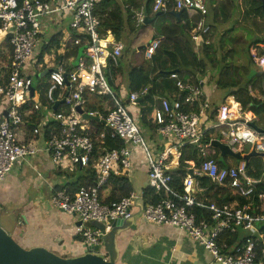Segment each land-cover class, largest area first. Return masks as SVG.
I'll return each mask as SVG.
<instances>
[{
	"label": "built area",
	"instance_id": "obj_1",
	"mask_svg": "<svg viewBox=\"0 0 264 264\" xmlns=\"http://www.w3.org/2000/svg\"><path fill=\"white\" fill-rule=\"evenodd\" d=\"M98 1L22 0L19 4L17 0H0V53L6 54L4 59L0 57V97L7 101L0 119V180L14 165H21L41 150L33 139L19 140L16 130L25 123L33 124L30 121L33 111L47 110L45 116L40 113L41 116L34 117L36 125L27 135L42 136V150L49 153L57 168L68 163L80 168L92 166L96 171L93 184L82 185L72 194L66 188L55 190L50 197L54 207L80 220L76 230L83 243L101 245L103 231L93 226V221L105 224L106 231L110 220L130 216L135 193L105 202L100 199V190L111 175L121 176L130 171L131 148L140 147L146 155L148 185L153 194L160 195L158 202L144 203L142 221L178 228L202 246L212 264H264V260L257 259L259 247L264 253V231L256 224L264 221V166L255 176L249 172L244 159L230 164L227 161L230 155L225 154L220 161L221 152L212 143L217 140L242 155L244 146L250 145V150L264 156V132L249 125L257 117L245 115L242 104L230 93L220 103L212 104L202 91L201 80L195 84L191 77L183 78L179 72L171 71L169 78L179 93L160 97L150 116L156 133L168 140L157 157H153L142 135L141 115L130 114L139 98L148 97L149 86L132 91L122 89L118 94L112 89L110 66L117 64L123 43L101 34L100 15L95 11ZM169 2L175 10H189L191 16H198L192 21L189 32L193 45L197 48L201 42L209 43L211 26L206 19L207 0H154L152 12H166ZM135 16L136 24H143L144 6ZM64 17H69V27L65 42L60 43L61 53L51 48L45 54L50 59L39 61L41 36L47 31L54 32L51 26L60 30ZM10 31L12 36L4 39ZM67 44L79 47L77 58L57 60ZM158 44L153 41L148 45L147 59L155 53ZM259 47L264 48V45ZM250 56L257 71L264 73V50L259 53L258 48L253 47ZM32 68L35 74L46 70L42 99L34 90L33 96H29L33 86ZM103 69L107 70L109 82ZM248 92L252 96L257 93V98L264 97L251 86ZM108 98L113 108L109 107ZM56 102L59 104L53 109ZM93 103L100 105L102 111L90 109ZM27 105L30 107L25 108ZM78 106L98 119L83 118L77 111ZM92 120L100 121L101 129ZM50 121L54 124L48 123ZM45 126L51 128L47 137L43 133ZM107 138H119L130 147L108 150L104 146ZM186 145L196 150L197 158L184 160L187 171L179 192L171 186L167 164L178 165L181 149ZM213 148L219 151L217 155L208 152ZM201 177L227 188L234 199L221 204L208 201L202 194ZM195 207L205 210L206 216L199 218L193 210Z\"/></svg>",
	"mask_w": 264,
	"mask_h": 264
},
{
	"label": "trees",
	"instance_id": "obj_2",
	"mask_svg": "<svg viewBox=\"0 0 264 264\" xmlns=\"http://www.w3.org/2000/svg\"><path fill=\"white\" fill-rule=\"evenodd\" d=\"M49 1V0H44ZM154 0H99L95 5V11L99 13L101 24L100 30L103 32L107 29H111L117 40H120L117 36V31L119 29L128 27V41L124 42L123 50L121 56L118 57L117 64L114 65L111 63L110 71L112 73V81L110 82L111 87L114 88L115 92H118L122 89H127L128 91L140 90L144 86H149L148 97L161 95L166 97H172V95H177L178 89L174 85V81L169 78L171 71H177L180 73V76L183 74L185 76L192 77V82L197 83L199 80L196 77V74L201 76H209L210 70L220 66L219 72L215 81L216 87L224 90L227 93L233 94L235 98L242 104L243 113L245 115H252L257 118L264 117V97L257 98L252 96L248 92V87L251 86L253 89H256L260 95H264V73L258 72L251 80L247 79V74L249 72L248 64L251 61L250 48L257 47L259 53H262L264 48H260L259 45H264V9L261 5V0H207L208 14L206 16L207 22L211 26V31L214 33L218 29L219 17L220 14H223L224 19L230 20L234 15L239 13L242 15L244 20H247L249 23L247 26L250 28L253 27L254 31L248 32L250 38L246 47L247 52V63H244L242 67H236L235 64L232 65V61H228L224 56H219L225 44H233L235 41L233 38H222L218 41L219 50L216 51L213 49L214 42L210 41V35L208 36L209 43L201 42L196 48L190 40V29L192 26V21L197 20L198 16H191V11L183 10L180 20H177L172 14L168 11L167 13H162L156 15L152 12V4ZM20 4L22 0H17ZM142 6L146 9L147 16L153 18V21L150 24H136L134 20V11L140 9ZM174 7V6H173ZM124 10L127 17H124ZM228 12V13H227ZM132 20V24H131ZM56 26H51L50 29H54ZM234 27L233 24L229 26L226 31L232 30ZM46 34H49L48 40L45 44H41L38 54L39 61L43 60V56L46 53H49L51 48H60L61 38L60 30L56 32L47 31ZM223 37V36H222ZM153 41H158V47L155 50V53L151 56L150 59L146 58V50L150 43ZM139 48L138 52L143 53L141 56V62L136 63L132 57L135 56V49ZM236 52V50H234ZM66 56H74L77 58L79 54V47L72 46L69 52H66ZM76 55V56H75ZM64 57V56H63ZM62 59L61 56L57 57V60ZM165 60V63H163ZM157 61L158 66L153 67L152 62ZM231 63V64H230ZM37 73V79L38 77ZM242 76L244 78L243 82H240V78L236 79V75ZM150 75H153L150 77ZM235 75V76H234ZM38 83L33 87L35 90H40L41 85ZM204 80L202 81V83ZM231 91L232 89H234ZM159 97V98H160ZM147 98V97H146ZM42 99V98H41ZM109 100V107L113 108V104ZM159 103V99H158ZM43 104V101L41 102ZM158 105V104H157ZM30 107V105L25 106V108ZM90 109L102 111V107L97 104H91ZM186 110V108H183ZM40 111H33L30 114V121L33 123L30 125L31 129L36 125L35 115ZM105 113V112H104ZM141 124L142 126L149 130L154 126L152 119L150 121L147 119V116L144 112H141ZM99 129L102 127L100 121H91ZM54 124L53 122H48ZM51 128L44 127L43 133L44 137H47L50 133ZM124 145L123 141L119 138L110 139L107 138L104 146L106 149L120 148ZM248 145L247 147H249ZM246 150L249 151L250 148ZM245 149V148H244ZM243 150L242 152H244ZM208 152H216L218 150L208 149ZM248 153V152H246ZM196 150L191 146H184L181 149V156L179 158V163L177 166L169 170L171 175V186L174 190L179 192L182 191V179L187 171L186 163L184 160H196ZM263 159L262 156H252L247 161L249 172L252 175L258 176L264 166L260 159ZM237 161V160H236ZM264 162V160H263ZM81 169H84L83 167ZM86 175L79 177V179L71 184L73 185L72 190L67 188L66 190L71 194L74 193L82 185L93 184L96 171L92 166L86 167ZM84 181V182H82ZM109 184H119L120 189L123 190L122 196H127L131 193V188L129 182L126 178L122 176L111 175L107 181ZM199 183L204 187V196L208 201L215 200L218 203H226L232 199L234 196L230 195V192L225 187H219L216 184L211 183L206 177H201ZM68 184L63 186H56L55 190L66 188ZM264 187V184L262 185ZM54 190V191H55ZM151 197L149 198V196ZM200 198H203V195L198 193ZM118 198H110V201L117 200ZM145 203H156L160 200L159 194H153L152 189L150 188L144 194ZM240 202H244V199L238 198ZM109 202V201H107ZM194 212L199 218L206 216V211L195 207ZM262 231H264V226H261ZM235 238V236H233ZM231 241H229L230 243ZM261 248L257 249L258 257L257 259L264 260V253L261 252Z\"/></svg>",
	"mask_w": 264,
	"mask_h": 264
},
{
	"label": "crops",
	"instance_id": "obj_3",
	"mask_svg": "<svg viewBox=\"0 0 264 264\" xmlns=\"http://www.w3.org/2000/svg\"><path fill=\"white\" fill-rule=\"evenodd\" d=\"M172 9L174 7L169 2L167 11L169 12ZM101 34L117 40L111 29H107ZM48 37L49 34L41 36L38 46L45 44ZM4 45L8 48L6 43ZM138 50L139 48H137ZM66 54L64 51L60 55L62 61H65L68 57V59L74 58L73 55L66 56ZM0 57L4 59L6 54L0 53ZM43 61H45V57ZM198 75L196 74L197 78ZM152 76L150 75V77ZM181 77L186 78L188 76L183 74ZM191 79L193 78L191 77ZM199 80L203 81V79ZM205 81L201 82V87H204ZM39 84L41 85L40 90H33L41 99L45 81L40 80ZM226 94L227 92H224L220 102ZM212 104L216 105L214 102ZM4 107L0 105V119ZM141 112L140 110V115ZM40 113L45 116L47 110L43 112L41 110L35 117L41 116ZM150 116L151 114L147 116L149 121ZM259 121L260 118L254 121L257 126ZM150 123L152 124L151 121ZM30 125L31 123H25L20 126L16 130V136L19 140L33 139L38 143L41 150L21 165H14L7 175L0 180V222L2 225L6 224L7 232L23 247L44 246L64 257L81 255L84 248L76 230L79 225L76 224L78 218L54 207L50 201L51 194L56 186L68 184L66 189L72 190L73 185L71 184L75 183L80 176L66 174L62 168H57L53 164L49 153L42 150V136L31 138L27 135L31 130ZM258 127L264 129L262 126ZM142 129V135L147 139L153 157H157L158 152L164 149L168 140L161 138L156 133L154 126L147 130L143 125ZM151 133L156 137L153 141L151 140ZM123 143V146L130 147L128 142ZM244 147L243 154H248L251 150L247 151V146ZM131 164L130 171L121 176L129 182L131 192L135 193L138 199L145 200L144 194L150 187L147 179L146 155L142 148H131ZM167 166L171 170L177 165L173 162L171 165L167 164ZM75 170H81V168L74 167L72 171ZM122 192L123 190L120 189L119 184L106 183L100 190V199L107 202L110 201V198L120 197ZM202 194H205L204 191ZM21 216H24V219ZM116 241L119 251L117 262L121 264H212L211 257L202 246L178 228L165 224L147 223L142 221L140 217L136 220V228L121 231L117 235Z\"/></svg>",
	"mask_w": 264,
	"mask_h": 264
},
{
	"label": "water",
	"instance_id": "obj_4",
	"mask_svg": "<svg viewBox=\"0 0 264 264\" xmlns=\"http://www.w3.org/2000/svg\"><path fill=\"white\" fill-rule=\"evenodd\" d=\"M262 8L264 9V0H261ZM183 9L169 11L177 20H180ZM162 11L156 12V15L162 14ZM153 21V18L147 16L146 9L144 8V21L143 24L147 25ZM12 36L10 31L4 39H8ZM249 72L247 74V79L251 80L257 73L256 66L249 61L248 64ZM46 70H43L38 74V77H44ZM33 86H31L29 91V96H33ZM235 90L232 89L231 91ZM142 100L139 98L137 102ZM63 100H61L62 102ZM59 102L53 105V109H56ZM78 113L82 115L85 119L97 120V117H91L87 113L83 112L81 107H77ZM6 114V110L4 111ZM249 125L259 132H264V129L258 127L254 121L249 122ZM213 145L219 149L221 156L219 160L223 159L225 154L233 156L236 160L244 159L249 160L252 156H262V153L256 152L254 149L248 154H241L240 152H232L228 146L214 140ZM189 173L192 174L191 170ZM144 206V200L138 199L137 195L134 200V206L131 209V214L128 218H118L109 221V229L105 231V224L93 221L92 225L98 227L103 231L100 236L102 242L103 254L99 253L98 245H88L83 243V253L77 256L64 257L50 251L44 246H32L29 248L21 246L10 233H8L0 222V264H121L117 262L118 257V247L116 237L121 231L126 229L136 228V220L141 216V212ZM24 219V216H21ZM80 220L76 224H80Z\"/></svg>",
	"mask_w": 264,
	"mask_h": 264
},
{
	"label": "rangeland",
	"instance_id": "obj_5",
	"mask_svg": "<svg viewBox=\"0 0 264 264\" xmlns=\"http://www.w3.org/2000/svg\"><path fill=\"white\" fill-rule=\"evenodd\" d=\"M141 2H143V0H141ZM220 2H223V0ZM138 10L134 11V14H133L134 15L133 22H135V23H136L135 14ZM122 12H124V17L126 18L127 17L126 12L124 10H122ZM218 19L220 21L219 24L217 25L218 29L215 33L213 31H211V35H210V41L214 42L213 43L214 44L213 49H215L216 51L219 50L218 41L220 39H222V38H228V39L233 38L235 40L233 42V44H227L226 43L219 56H224L226 60L233 62L232 65L235 64L236 67L238 66L240 68L244 65V63L248 62V60H247L248 55H247L245 46L248 44L249 38H250L248 32L250 33V32H252V30L254 31V29H253V27L250 28L249 26H247V24L249 22L247 20H244V18H242V15H240L239 13L234 15L233 18H231L230 20L224 19L223 14H220V17ZM131 24H132V20H131ZM231 24L234 25L233 29L230 31H226ZM68 27H69V17H64L62 19L61 27H59V29L61 30L60 34H59L60 38H61L60 39L61 43L65 42V40H66V31H67L66 29ZM56 30H57V27L54 28V31H56ZM128 31L129 30H128L127 26H125L124 28L119 29L117 31V33H118L117 37L123 42V44H124V42L128 41V35H129ZM102 32H103V30L101 31V33ZM67 46L68 47L66 48V50H64L65 54H66V52H69L71 50V45L67 44ZM251 48H253V47H251ZM251 48H250V50H251ZM234 50H236V52ZM56 51H58V53H61V50H59V49H56ZM135 52H136L135 56L132 57V59H134L136 63H140L141 62V56L143 55V53L142 52L139 53L137 51V48L135 49ZM45 59L49 60L50 59L49 55H45ZM163 63H165V60H163ZM152 65H153V67H157L158 62L157 61L152 62ZM219 67L220 66H217V68H213L212 70H210L209 76H207L208 73L204 76L198 75L199 79L206 80L204 87H202V91H203L205 97L208 98L210 102H214L216 104H218L220 102V98L224 95V92H225L224 90L216 87V85H215V81H216V78H217V75H218V72L220 69ZM31 70H32L31 81H32L34 86L38 83V80L45 81V78H38L37 79V74H35L33 72V68ZM103 73H104L106 80L109 82V78L107 76V70L103 69ZM235 77H236V79L240 78V82L244 81V78H242V76H240V74L239 75L237 74ZM195 78H197V77H195ZM112 89L114 90L113 87H112ZM160 96L161 95H156V96H150L147 98H143L142 100H140L137 103V105L132 106V108L130 110V114L134 117H139L140 110L142 112H144L145 114H148V115L152 114L154 107H156V105L158 104V99ZM256 96H257V93H256ZM6 103H7V101L4 98L0 97V105L5 106ZM258 126L264 127V117L260 118V121L258 122ZM150 136H151L152 141L155 140V138H156L155 135H153L151 133ZM145 140L148 144V141L146 138H145ZM248 148H251V146L247 147V149ZM262 157H263V159L261 158L260 161L263 164L264 163L263 162L264 156L262 155ZM227 161L230 164H234L236 162V159L233 156H228ZM73 168H74V166H72L68 163H64L62 166V170L65 171L66 174H70V175L74 174L75 176H80V177L87 174L86 168L81 169V170L72 171ZM256 224H257V227L264 226V221L258 222ZM3 225H4L3 227H5V230L8 231L6 224H3ZM99 253L104 255V252H103L101 246L99 248Z\"/></svg>",
	"mask_w": 264,
	"mask_h": 264
}]
</instances>
